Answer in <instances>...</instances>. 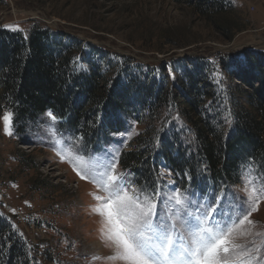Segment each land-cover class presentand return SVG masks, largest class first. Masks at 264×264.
I'll return each instance as SVG.
<instances>
[{
    "label": "rangeland",
    "instance_id": "1",
    "mask_svg": "<svg viewBox=\"0 0 264 264\" xmlns=\"http://www.w3.org/2000/svg\"><path fill=\"white\" fill-rule=\"evenodd\" d=\"M226 1L231 4L230 13L206 17L197 14L186 0H0V27L27 35L33 25L41 24L83 45L108 51L114 59L128 57L134 66L160 68L170 77L175 75L172 61L205 57L212 63L210 78L215 93L205 105L209 112L221 116L228 131L233 121L231 99L246 101L237 88L239 80H232L221 61L264 51V0ZM235 26L244 28L237 30ZM169 111L164 110L157 121L131 123L124 133L101 141L98 151L83 136L60 127L58 117L53 122L45 115L39 129L30 130L24 138L14 133L5 135L0 122V209L29 243L37 264H119L107 259L112 253L102 239V217L91 211L100 202L89 193L107 194L81 180L68 159L82 156L83 160L77 161L82 168L91 163L89 157L113 150L120 155L143 147L139 139H149L148 126L174 125L178 130L188 126L174 111L172 119H164ZM53 128L57 138L69 146L71 155L64 152V162L50 135ZM73 143L78 146L71 148ZM161 165L159 182L153 189L138 186L133 173L121 167L119 156L116 170L142 190L141 198L159 191L158 207L163 206L162 198L171 195L173 189L189 195L196 193L194 199L211 200L214 195L226 194V204L239 205L247 200L242 177L237 186L215 187L209 182L196 183L186 173L182 185L166 164ZM249 166L258 178L259 189L264 186V168L248 162L242 176ZM249 220L255 223H237L230 239L236 245H259L260 256L264 257V199H260Z\"/></svg>",
    "mask_w": 264,
    "mask_h": 264
},
{
    "label": "trees",
    "instance_id": "2",
    "mask_svg": "<svg viewBox=\"0 0 264 264\" xmlns=\"http://www.w3.org/2000/svg\"><path fill=\"white\" fill-rule=\"evenodd\" d=\"M186 1L201 16L231 12L226 0ZM245 57L242 69L231 67L229 58L221 61L232 80H239L246 101L231 99L233 121L227 131L221 116L205 105L215 94L212 63L205 57L172 61L175 75L170 77L41 24L27 35L0 27V111L14 113L13 133L19 138L39 129L51 111L61 119L60 127L95 149L131 123L157 121L164 110H170L168 120L177 112L187 127L148 126L149 139H139L143 147L120 153L121 167L147 189L158 184L162 163L182 185L188 173L196 183L237 186L245 164L264 168V51ZM23 237L0 209V264H37Z\"/></svg>",
    "mask_w": 264,
    "mask_h": 264
},
{
    "label": "snow or ice",
    "instance_id": "3",
    "mask_svg": "<svg viewBox=\"0 0 264 264\" xmlns=\"http://www.w3.org/2000/svg\"><path fill=\"white\" fill-rule=\"evenodd\" d=\"M245 61L244 54H238L231 67L242 69ZM46 115L53 122L57 119L51 111ZM13 117L10 110L0 116L5 135L13 134ZM50 135L64 162L63 153L69 152V146L57 138L54 128ZM77 146L73 143L71 148ZM118 156L119 152L113 150L89 157L91 163L82 168L77 166L82 156L68 159L81 180L95 184L107 194L89 193L100 202L91 211L102 217V239L112 253L108 260L119 264H264L259 245H236L230 239L237 223H255L249 217L257 210L260 199H264V186L257 188L258 178L251 166L242 176L247 193L242 204H226V194L214 195L211 200L194 199L196 193L189 195L173 189L171 195L162 198L163 206L158 207L160 201L156 197L160 192L141 198L142 190L135 188L126 174L117 172Z\"/></svg>",
    "mask_w": 264,
    "mask_h": 264
},
{
    "label": "built area",
    "instance_id": "4",
    "mask_svg": "<svg viewBox=\"0 0 264 264\" xmlns=\"http://www.w3.org/2000/svg\"><path fill=\"white\" fill-rule=\"evenodd\" d=\"M234 1H239L240 2L241 0H234Z\"/></svg>",
    "mask_w": 264,
    "mask_h": 264
}]
</instances>
